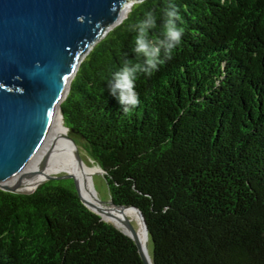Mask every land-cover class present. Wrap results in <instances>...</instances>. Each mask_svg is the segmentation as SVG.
<instances>
[{
    "label": "trees",
    "instance_id": "1",
    "mask_svg": "<svg viewBox=\"0 0 264 264\" xmlns=\"http://www.w3.org/2000/svg\"><path fill=\"white\" fill-rule=\"evenodd\" d=\"M181 43L138 72L125 114L108 90L135 25L165 0L134 3L89 52L61 104L69 136L105 171L110 199L144 216L153 264H264V0H168ZM53 177V176H52ZM0 264H145L132 238L90 211L72 179L0 189Z\"/></svg>",
    "mask_w": 264,
    "mask_h": 264
},
{
    "label": "water",
    "instance_id": "2",
    "mask_svg": "<svg viewBox=\"0 0 264 264\" xmlns=\"http://www.w3.org/2000/svg\"><path fill=\"white\" fill-rule=\"evenodd\" d=\"M130 3L131 10L136 0H0L1 190L32 193L22 191L20 182L5 183L22 173L37 155L57 112L62 115L61 104L80 64L127 17L123 18L122 12ZM76 158L83 163L79 152ZM59 179H72L82 203L106 222L102 213L113 215L111 208L136 210L148 235L138 208L116 205L112 199H99L101 205L93 206L81 197L78 183L71 176L48 177L42 183ZM114 217L135 242L143 262L153 264L148 254L149 236L146 251L132 221Z\"/></svg>",
    "mask_w": 264,
    "mask_h": 264
},
{
    "label": "bare ground",
    "instance_id": "3",
    "mask_svg": "<svg viewBox=\"0 0 264 264\" xmlns=\"http://www.w3.org/2000/svg\"><path fill=\"white\" fill-rule=\"evenodd\" d=\"M131 4L132 3L125 6L122 12L123 18H125L129 12ZM62 118V115L57 112L49 134L37 155L22 173L7 181L5 184L15 185L20 182L22 191L33 192L49 174L58 171H66V173L69 174L67 176L76 179L81 197L87 203L98 207L100 204L96 199L92 176L94 173L101 174L102 169L88 166L84 162L82 164L78 162L76 158V153L79 152L78 146L74 140L72 141L70 139L71 137L68 135L67 131L68 128L64 126ZM110 210L113 215L102 213L103 217L109 222L119 224L114 216L119 218H131L137 222L139 226V240L143 248L147 251L148 235L139 213L132 208L125 209L124 211H117L115 208H111ZM148 254L151 260L150 253Z\"/></svg>",
    "mask_w": 264,
    "mask_h": 264
},
{
    "label": "clouds",
    "instance_id": "4",
    "mask_svg": "<svg viewBox=\"0 0 264 264\" xmlns=\"http://www.w3.org/2000/svg\"><path fill=\"white\" fill-rule=\"evenodd\" d=\"M136 3L143 5L145 0H136ZM179 19V11L175 3H168V0H165L162 24L159 25V34L156 38L148 37L149 30L158 27L157 18L152 11H146L144 18L135 25L138 34L135 37L133 52L138 57L144 58L143 64L130 66L125 61L124 66L113 73L112 80L108 84V90L118 100L125 114L130 115L140 104L139 95L135 90L136 74L142 72L151 76L163 63L161 52L163 51L166 58H171L173 50L181 43L183 31L177 25Z\"/></svg>",
    "mask_w": 264,
    "mask_h": 264
},
{
    "label": "rangeland",
    "instance_id": "5",
    "mask_svg": "<svg viewBox=\"0 0 264 264\" xmlns=\"http://www.w3.org/2000/svg\"><path fill=\"white\" fill-rule=\"evenodd\" d=\"M130 11V10H129ZM63 120V118H62ZM64 124V123H63ZM68 131V135H69V130ZM77 146H78V149H79V153H80V157L82 159V161L88 165V166H94V163L91 162L89 159H88V153L87 151L85 150V148L82 146V144H80V141L77 140ZM98 168V167H97ZM66 175H69L66 173V171H58V172H53L51 174H49L46 178L48 177H52V176H66ZM104 175L102 174H97V173H94V175L92 176V183L94 185V192L96 193V199L98 201V203L100 204L99 202V199L102 201V202H107L110 200V195H109V191H108V186H107V183L103 177ZM45 178V179H46ZM101 205V204H100ZM133 225L135 226V228L137 229V233H138V229H139V226L137 224V222L131 218H129ZM111 223V222H109ZM118 226L122 229L121 227V224L119 223Z\"/></svg>",
    "mask_w": 264,
    "mask_h": 264
}]
</instances>
